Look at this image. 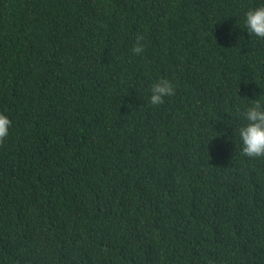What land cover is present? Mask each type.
I'll list each match as a JSON object with an SVG mask.
<instances>
[{"label":"trees","instance_id":"trees-1","mask_svg":"<svg viewBox=\"0 0 264 264\" xmlns=\"http://www.w3.org/2000/svg\"><path fill=\"white\" fill-rule=\"evenodd\" d=\"M256 3L0 0V264H264Z\"/></svg>","mask_w":264,"mask_h":264},{"label":"clouds","instance_id":"clouds-1","mask_svg":"<svg viewBox=\"0 0 264 264\" xmlns=\"http://www.w3.org/2000/svg\"><path fill=\"white\" fill-rule=\"evenodd\" d=\"M239 27L240 25L237 24ZM243 29L250 37L264 39V0H257L254 6L249 7L243 15ZM143 36L137 35L131 51L140 55L145 44ZM174 85L167 78H160L150 85L148 103L158 106L164 103L166 97L174 93ZM243 123L236 129L241 154L247 157L264 156V96L251 99L243 106L239 115ZM12 121L5 112H0V141L9 135Z\"/></svg>","mask_w":264,"mask_h":264}]
</instances>
